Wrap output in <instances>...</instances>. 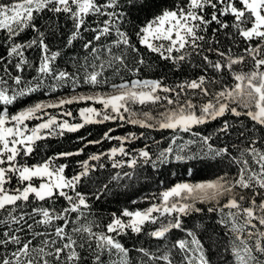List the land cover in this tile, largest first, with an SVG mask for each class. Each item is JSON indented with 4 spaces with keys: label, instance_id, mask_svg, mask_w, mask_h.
Wrapping results in <instances>:
<instances>
[{
    "label": "snow or ice",
    "instance_id": "snow-or-ice-1",
    "mask_svg": "<svg viewBox=\"0 0 264 264\" xmlns=\"http://www.w3.org/2000/svg\"><path fill=\"white\" fill-rule=\"evenodd\" d=\"M173 164L215 178L97 212ZM0 264H264V0H0Z\"/></svg>",
    "mask_w": 264,
    "mask_h": 264
},
{
    "label": "trees",
    "instance_id": "trees-1",
    "mask_svg": "<svg viewBox=\"0 0 264 264\" xmlns=\"http://www.w3.org/2000/svg\"><path fill=\"white\" fill-rule=\"evenodd\" d=\"M77 48L79 45L77 44ZM72 49L69 50L71 53ZM60 63H64V59L60 60ZM166 69L161 63L159 66H156L153 70H146L143 75L146 78H158L161 76ZM175 76H169V82L173 79H176ZM64 92L56 93L55 95L60 96L64 95ZM49 97H46L43 93H34L28 102L34 103L40 100H47ZM21 105L15 106L14 110L18 109ZM73 106V113L75 114L77 109L83 105H71ZM70 106V107H71ZM219 122H212L210 124L201 126L198 131H201L205 134H209L218 127ZM109 127H116L114 124H104V125H88L84 129H81L77 133H66L63 137H50L46 140L38 142V149L36 155L33 157L32 162L41 159L45 156H50L60 151H72L75 150L76 147L81 146L78 141V137L86 136L89 139H95L100 137L104 131ZM127 131H142L138 128H133L132 126L125 125L123 128L117 130L114 134H124ZM89 133L91 135L89 136ZM151 135L159 138L160 133L153 132ZM166 135V134H165ZM189 138V137H185ZM141 142H137L140 144ZM107 143L104 145L106 148ZM97 147H90L86 149V153H90L92 151L98 150ZM85 157H76V159H83ZM75 165L73 164V167ZM215 170L208 168H201L199 165L196 166V170L193 171L192 175H188L185 171V166L182 165H170L160 169L159 172H155L152 169L148 168L144 170L141 174V179L139 181H134L130 187L124 188L121 187L119 189H114V191H118L120 195H109L107 198H102L100 201L95 203V208L97 212L101 215L107 217L111 212H119L124 207L135 208V207H144L145 204L141 201V198L161 191L163 188L171 186V184L180 181H188V182H200L205 180H210L215 178ZM100 177L101 182L108 175V172H100L95 174ZM138 201L137 204H132V201ZM127 243L131 245L133 243L132 239H128Z\"/></svg>",
    "mask_w": 264,
    "mask_h": 264
},
{
    "label": "rangeland",
    "instance_id": "rangeland-1",
    "mask_svg": "<svg viewBox=\"0 0 264 264\" xmlns=\"http://www.w3.org/2000/svg\"><path fill=\"white\" fill-rule=\"evenodd\" d=\"M72 107H73V106H71V109H72ZM72 111H73V109H72ZM74 115H75V114H74ZM33 123H35V122H33Z\"/></svg>",
    "mask_w": 264,
    "mask_h": 264
}]
</instances>
